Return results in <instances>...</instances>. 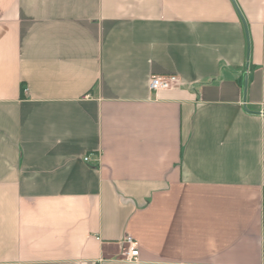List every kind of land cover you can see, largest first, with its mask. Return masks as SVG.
Here are the masks:
<instances>
[{"label":"crops","instance_id":"obj_1","mask_svg":"<svg viewBox=\"0 0 264 264\" xmlns=\"http://www.w3.org/2000/svg\"><path fill=\"white\" fill-rule=\"evenodd\" d=\"M0 264H264V0H0Z\"/></svg>","mask_w":264,"mask_h":264},{"label":"built area","instance_id":"obj_2","mask_svg":"<svg viewBox=\"0 0 264 264\" xmlns=\"http://www.w3.org/2000/svg\"><path fill=\"white\" fill-rule=\"evenodd\" d=\"M178 81V76L175 75H153L149 80V89L153 93H157L163 90H169L172 89ZM85 161L88 162L89 157H86ZM125 243L128 245L127 259L131 262L139 261L140 252L137 242L131 236H127V238L125 239Z\"/></svg>","mask_w":264,"mask_h":264}]
</instances>
